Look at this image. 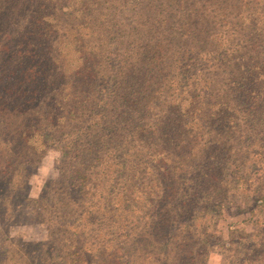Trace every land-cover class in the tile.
<instances>
[{"label": "trees", "instance_id": "1", "mask_svg": "<svg viewBox=\"0 0 264 264\" xmlns=\"http://www.w3.org/2000/svg\"><path fill=\"white\" fill-rule=\"evenodd\" d=\"M0 122L1 153L61 143L75 264L205 262L198 217L264 143V0H0Z\"/></svg>", "mask_w": 264, "mask_h": 264}, {"label": "rangeland", "instance_id": "2", "mask_svg": "<svg viewBox=\"0 0 264 264\" xmlns=\"http://www.w3.org/2000/svg\"><path fill=\"white\" fill-rule=\"evenodd\" d=\"M4 144L0 140V146ZM246 144L250 148L241 168L242 178L234 183L229 197L213 205L216 211L198 217L202 230L209 235L207 258L189 264H250L251 258L257 257L250 242H258V246L264 243V236L257 234L258 225L264 222V143L247 140ZM59 146L57 141L42 147L38 134H29L23 152L17 151L14 143L9 145L13 151L0 152V264H75L64 246L72 232L56 224L67 191ZM69 196L79 212L89 207V202L79 196ZM103 222L98 219L95 227ZM105 232L106 227L87 239L93 261L105 257ZM141 257L146 258L141 264H149L150 256Z\"/></svg>", "mask_w": 264, "mask_h": 264}]
</instances>
